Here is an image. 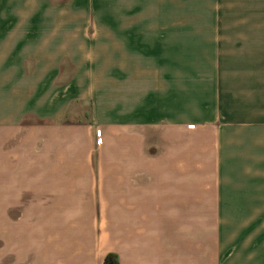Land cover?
Returning <instances> with one entry per match:
<instances>
[{"label":"crops","instance_id":"obj_1","mask_svg":"<svg viewBox=\"0 0 264 264\" xmlns=\"http://www.w3.org/2000/svg\"><path fill=\"white\" fill-rule=\"evenodd\" d=\"M203 217L264 264V0H0V264H203Z\"/></svg>","mask_w":264,"mask_h":264},{"label":"rangeland","instance_id":"obj_2","mask_svg":"<svg viewBox=\"0 0 264 264\" xmlns=\"http://www.w3.org/2000/svg\"><path fill=\"white\" fill-rule=\"evenodd\" d=\"M76 109V108H75ZM91 106H85V107H79L78 111L80 113L79 118L76 117H70V121L75 123V125L77 124V122L82 121L83 123H79L82 124L80 125L81 127H88L90 125H92V121H91ZM92 133V132H91ZM93 137H94V148H89L93 150V154L91 153V157L90 160L93 163V166L95 168H93L91 170L93 177L97 178V164L99 162H103L105 161L107 164V169H105L104 172L106 174L107 178L112 179L114 177L113 175V169L112 166H110L111 164L109 162L112 163L113 160V145H112V141L111 144L109 145V147L107 149H104L103 147H105V140L103 137V133L101 130L98 129H93ZM84 147L86 148V144L84 143ZM104 149V150H103ZM95 150V151H94ZM41 189V193L43 194H49V193H53V185L52 186H44V187H40ZM27 193L29 195H34L33 193L35 192V189L32 186H27L26 188ZM29 201H31L30 203H27V205L29 204H33V200L29 199ZM49 204V203H48ZM46 216H42V217H36L33 216L32 212L29 213L27 215V217L25 219H23L22 224L26 227L29 226H33L35 224H39L42 227H51V233H42L38 236H40L39 238L42 239V241L44 243L47 244V246L52 248L51 253H52V260H53V218H49L48 214H45ZM193 224V221H191V219H187V224L191 223ZM12 225V223H11ZM196 225H198V223L196 222ZM200 225H201V229H202V246H203V264L208 263L206 260L208 259V257L212 254H214V249H212V244L211 241L213 242L214 237L216 236L217 241H218V261L217 264H223L224 261L230 256L232 250L230 249L231 247H229L228 249L224 250L221 253V249L223 247V245H225V243H228L232 240L237 241V239L239 238L240 240V235H241V219L239 218H206L203 217L201 218L200 221ZM17 226V224L15 225ZM47 228V229H48ZM12 230V229H11ZM15 230V229H14ZM49 230V229H48ZM40 239V240H41ZM211 244V245H209ZM1 245V242H0ZM47 252H43V257H42V261L47 260V257L45 256L47 253H49V250H46ZM221 253V254H220ZM31 261V260H30ZM30 261H28L27 264H30Z\"/></svg>","mask_w":264,"mask_h":264},{"label":"trees","instance_id":"obj_3","mask_svg":"<svg viewBox=\"0 0 264 264\" xmlns=\"http://www.w3.org/2000/svg\"><path fill=\"white\" fill-rule=\"evenodd\" d=\"M104 264H119L118 257L114 254H109L105 260Z\"/></svg>","mask_w":264,"mask_h":264}]
</instances>
